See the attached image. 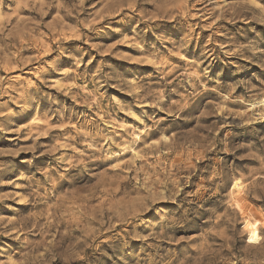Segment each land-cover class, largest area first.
Returning a JSON list of instances; mask_svg holds the SVG:
<instances>
[{
	"label": "rangeland",
	"instance_id": "374dc122",
	"mask_svg": "<svg viewBox=\"0 0 264 264\" xmlns=\"http://www.w3.org/2000/svg\"><path fill=\"white\" fill-rule=\"evenodd\" d=\"M0 264H264V0H0Z\"/></svg>",
	"mask_w": 264,
	"mask_h": 264
},
{
	"label": "bare ground",
	"instance_id": "6f19581e",
	"mask_svg": "<svg viewBox=\"0 0 264 264\" xmlns=\"http://www.w3.org/2000/svg\"><path fill=\"white\" fill-rule=\"evenodd\" d=\"M237 184H238V187H241V185L239 183H237Z\"/></svg>",
	"mask_w": 264,
	"mask_h": 264
}]
</instances>
